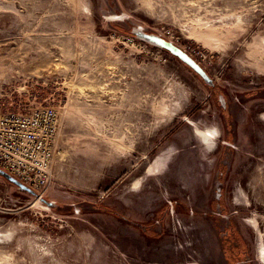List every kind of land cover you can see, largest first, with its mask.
Wrapping results in <instances>:
<instances>
[{
  "label": "rangeland",
  "instance_id": "1",
  "mask_svg": "<svg viewBox=\"0 0 264 264\" xmlns=\"http://www.w3.org/2000/svg\"><path fill=\"white\" fill-rule=\"evenodd\" d=\"M43 105L56 205L0 176V264H264V0H0V108Z\"/></svg>",
  "mask_w": 264,
  "mask_h": 264
},
{
  "label": "built area",
  "instance_id": "2",
  "mask_svg": "<svg viewBox=\"0 0 264 264\" xmlns=\"http://www.w3.org/2000/svg\"><path fill=\"white\" fill-rule=\"evenodd\" d=\"M60 122L50 105L0 108V169L43 196L52 182Z\"/></svg>",
  "mask_w": 264,
  "mask_h": 264
},
{
  "label": "water",
  "instance_id": "3",
  "mask_svg": "<svg viewBox=\"0 0 264 264\" xmlns=\"http://www.w3.org/2000/svg\"><path fill=\"white\" fill-rule=\"evenodd\" d=\"M134 34L145 41H148L156 46H159L161 48L167 49L172 54L177 56L179 59H181L184 63L189 65L193 70H195L207 83H211L212 80L209 77V75L204 71V69L189 55L185 50L174 44L173 41L167 40L163 38L161 35H157L154 33H148L144 31L142 28H137L134 30ZM0 176L5 177L15 185H17L20 189L34 195L37 199L40 201L46 203L49 207H54L56 203L54 201H48L43 196H41L38 192L27 186L26 184L22 183L12 175H10L8 172L0 169Z\"/></svg>",
  "mask_w": 264,
  "mask_h": 264
},
{
  "label": "flooded vegetation",
  "instance_id": "4",
  "mask_svg": "<svg viewBox=\"0 0 264 264\" xmlns=\"http://www.w3.org/2000/svg\"><path fill=\"white\" fill-rule=\"evenodd\" d=\"M229 108H230V106H229V102H226V103H224L223 104V111H227V115L224 117V125H226V127H227V129H228V127L229 126H232L231 124H230V113H229ZM197 131V130H196ZM204 138L206 139V140H208V137L207 136H204Z\"/></svg>",
  "mask_w": 264,
  "mask_h": 264
}]
</instances>
